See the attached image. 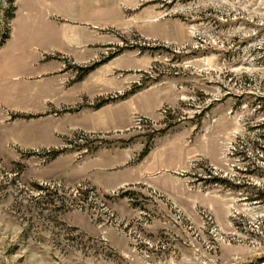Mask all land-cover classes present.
Listing matches in <instances>:
<instances>
[{
	"label": "rangeland",
	"instance_id": "1",
	"mask_svg": "<svg viewBox=\"0 0 264 264\" xmlns=\"http://www.w3.org/2000/svg\"><path fill=\"white\" fill-rule=\"evenodd\" d=\"M86 2L0 0V264H264V0Z\"/></svg>",
	"mask_w": 264,
	"mask_h": 264
},
{
	"label": "crops",
	"instance_id": "2",
	"mask_svg": "<svg viewBox=\"0 0 264 264\" xmlns=\"http://www.w3.org/2000/svg\"><path fill=\"white\" fill-rule=\"evenodd\" d=\"M19 1L20 0H18V4H19ZM63 1L65 4V7H66L65 10L63 12H59V13H55V12L50 13L48 16V19L50 21H54L55 26L58 27V31L61 33V36H62V38L66 44L65 47H63V48H66L69 46H72V47L81 46V35H80V31L77 30V28H79V26H77V24H79L81 19H82V8L83 7L85 8L88 6V3L86 2L87 0H63ZM18 4H17L16 12H18ZM15 16L13 18V21H14V19H16ZM57 19H60V21L63 23L58 22ZM13 21H12L11 27L9 29L10 30L9 36L7 38V40H9V41H10L11 35L13 33V30H14ZM66 22L68 24H72V27H73L72 30H69L70 28H66V26H65V24H67ZM51 63L55 64L54 70L57 69L59 67V64H60V63L55 62V61H51ZM59 69L60 68H58V70ZM50 73H51V71L48 72L45 77H48V79L50 80V82L53 85L54 90L55 91L58 90V92H60L59 97H61V93H63V91H64V83L62 81H61V84L58 81L54 82L53 78L49 77ZM34 79H37V81L34 83L35 87L33 89H31L30 92H31L33 97H41L43 95L42 85H44V84H43V82L40 83V80L43 79V77H41V78L37 77ZM48 95H50V94L47 92V96ZM47 99H48V97H46V100ZM59 99H61V98H59ZM59 99L56 102L55 101L54 102L58 103ZM49 102H52V97H51ZM49 102L47 103V106H45L43 108L42 111H45V109L48 107ZM42 111H39V112H42ZM22 113H28V112H22ZM31 113H37V112H31ZM10 114H11V112H9V114H6L5 120L10 116ZM13 114H14V112H13ZM32 123H34V122H25L24 120H18L16 122L12 123L13 125H15V129H16L15 132L17 133V135L22 134L24 132V128L26 130L27 129L28 130L33 129L32 132H34V134L32 133V136L35 137V139H33L32 143L29 144L32 148L44 147L45 141H43V140L45 139V137L49 138L51 135L55 136L56 132L57 133L61 132V128H59L61 126H51V128H49V127L40 128V127H36V125L32 124ZM52 139H51V143H48V144H50L51 146H57L59 144V142H56V141H54V139L53 140ZM29 145L25 146V148H23V149H27L29 147ZM2 150H4V147ZM83 178L86 179V176H84ZM109 181H111L113 183L115 180L113 178H111V180H110V178L107 177L106 182L103 181V183H105V184H103L101 182H100V184L105 188H109V187H111ZM104 192L107 193L108 191L104 190Z\"/></svg>",
	"mask_w": 264,
	"mask_h": 264
},
{
	"label": "trees",
	"instance_id": "3",
	"mask_svg": "<svg viewBox=\"0 0 264 264\" xmlns=\"http://www.w3.org/2000/svg\"><path fill=\"white\" fill-rule=\"evenodd\" d=\"M13 0H10V2L12 3ZM14 11H15V8H13L12 11H10L8 13L9 16H12L14 17ZM9 29L6 31V33L3 35L2 37V40H1V44H4L5 40H7L8 36H9ZM52 59V58H51ZM104 61H100V62H94L88 66H85V67H76L77 69V76H76V81H82L89 73H91L92 71H94L97 67H99ZM135 90L133 91H129V92H126L124 93V95L122 96H119L115 99H111V101H114V100H117V99H123V98H126L128 97L129 95H132L134 93ZM108 100H102V101H99L97 103V105L95 106L96 108H100L101 106H103L105 103H107ZM24 117V116H23ZM25 117H30V116H25ZM171 127H173V125H169L166 129L162 130L161 133H166ZM70 143H73V142H70ZM149 150H150V144L147 143V146L144 148V150L141 152L140 156H139V159H142L143 157H145L148 153H149ZM64 152V150H53L51 152H48V155H49V158L50 159H54L56 157H58L60 154H62ZM47 154V153H46ZM215 182H222V180L220 178H215L214 180ZM36 188L37 190H39L40 192H44V191H48L47 188H44L40 185H36ZM124 195H127V194H124Z\"/></svg>",
	"mask_w": 264,
	"mask_h": 264
},
{
	"label": "bare ground",
	"instance_id": "4",
	"mask_svg": "<svg viewBox=\"0 0 264 264\" xmlns=\"http://www.w3.org/2000/svg\"><path fill=\"white\" fill-rule=\"evenodd\" d=\"M8 6L10 7L11 6V2H10V0H8ZM4 7H6V6H4ZM2 10V9H1ZM2 14H6V9H4V11L2 12ZM8 14V13H7ZM3 19H4V24H6V27H8V26H11V23H10V21H8L7 19H5L4 17H2ZM2 20V19H1ZM5 20H6V23H5ZM9 23V24H8ZM8 29H10V28H8ZM5 30V29H4Z\"/></svg>",
	"mask_w": 264,
	"mask_h": 264
}]
</instances>
